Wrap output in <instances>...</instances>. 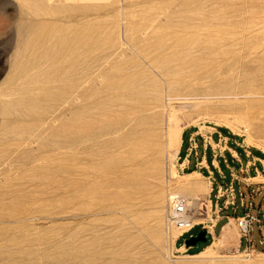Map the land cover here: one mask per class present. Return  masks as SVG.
<instances>
[{"label": "rangeland", "instance_id": "rangeland-1", "mask_svg": "<svg viewBox=\"0 0 264 264\" xmlns=\"http://www.w3.org/2000/svg\"><path fill=\"white\" fill-rule=\"evenodd\" d=\"M38 2L0 0V264H264V220L253 228L256 250L246 248L236 227L242 213L237 190L225 244L215 241L218 228L207 243L186 248L184 241L202 229L197 226L171 250L166 223L173 191H183L178 196L187 199L191 216L206 226L215 220L216 198L220 208L223 199H234L228 180L211 167L212 148L196 136L198 130L216 128L231 140L229 147L237 143L264 159V0ZM78 47L76 58L71 52ZM60 55L79 63V70L68 71L85 75L82 86L50 80L67 68L51 66ZM225 80L238 85L236 100L200 98L190 101L199 102L193 108L169 101L173 86L184 93ZM95 103L112 120L128 111L127 122L96 131L88 143L80 134L64 138V124ZM171 107L186 126L184 146L173 161L176 178L170 176L174 148L167 146ZM214 122L240 132L247 128L252 144ZM195 137L198 155L208 147V169L194 166ZM215 140L220 153L226 141ZM194 171L201 175L199 184L213 189L208 198L204 191L190 195L179 183ZM241 192L247 207L255 198V215L262 219L264 192ZM214 241L211 257L192 259Z\"/></svg>", "mask_w": 264, "mask_h": 264}, {"label": "bare ground", "instance_id": "bare-ground-1", "mask_svg": "<svg viewBox=\"0 0 264 264\" xmlns=\"http://www.w3.org/2000/svg\"><path fill=\"white\" fill-rule=\"evenodd\" d=\"M27 1V3L29 2V4L31 5V6H34V4H36L37 5V2H38V0H26ZM48 1H52V0H48ZM85 1V0H84ZM91 1H108V0H91ZM80 2V1H79ZM82 2V1H81ZM39 3V2H38ZM29 7V6H28ZM41 7V6H40ZM48 12V11H47ZM43 13V12H42ZM45 15H46V12H45ZM222 19H224V18H222ZM224 26V25H223ZM35 27V26H34ZM25 31V30H24ZM70 37V36H69ZM26 38V37H25ZM65 38V37H64ZM63 40V39H62ZM65 41H67L68 39H64ZM74 40V39H73ZM65 41H64V43H65ZM71 42H75V44L78 42V41H72V40H70L69 41V43H71ZM25 43V42H24ZM63 43V44H64ZM196 43V42H195ZM195 43H193V44H195ZM192 44V45H193ZM65 45H67V42H66V44ZM77 46H78V44H76ZM189 45V44H188ZM191 45V46H192ZM68 46V45H67ZM33 47V46H32ZM36 47V46H35ZM183 47V46H182ZM180 48V47H179ZM195 48H196V46H194V47H191L190 49L192 50V51H194L195 50ZM19 49V48H18ZM33 50V49H32ZM62 50V49H61ZM64 51H65V49H63ZM62 50V51H63ZM72 50V49H71ZM79 50H80V48L78 47V48H76L75 50H72V52H71V55H76L75 57L76 58H79L80 57V53H79ZM189 50V49H188ZM68 51V50H67ZM202 51H204V49L202 50ZM69 52L70 51H68V53H66V55L68 54L69 55ZM58 54H59V52H57ZM56 53V54H57ZM190 53V52H189ZM55 54V56H57ZM187 54V53H186ZM18 56L19 57H22V54L20 53V52H18ZM25 56V55H24ZM30 56H32L31 54H30ZM45 56H47V55H45ZM54 56V57H55ZM62 55H60L59 56V58H57V62L58 63H55V61H54V63L51 65V66H57L56 68L58 69V65H63V66H65V64H67V68L66 67H64L65 69V72L62 74V76H60L59 78L57 77V78H55L54 79V77H53V79H51L50 78V80L52 81V80H54L55 82L56 81H59V80H61L62 82L64 81L65 83H69L70 81H75L76 82V84L75 85H77V83L79 84V86L78 87H80V83H81V80L84 78V74H78L79 76H74L73 75V73L71 72V71H68V69H72V71H74V72H76L77 70H79L78 69V66H79V63H72L71 61H69L70 60V58H68V57H70V56H66L65 57V55H63L64 56V59H62V57H61ZM38 57V56H37ZM61 57V58H60ZM47 58V57H46ZM50 58H52L51 56H50ZM69 59V60H67L66 61V59ZM18 59V58H17ZM21 59V58H20ZM55 59V58H54ZM58 59H62L60 62L58 61ZM22 60V59H21ZM20 60V61H21ZM47 60V59H46ZM56 60V59H55ZM18 61H19V59H18ZM53 61V60H52ZM199 61V60H198ZM201 61V60H200ZM199 61V62H200ZM31 62V61H30ZM183 62V61H182ZM188 62H190V61H188ZM49 63H51V61H49ZM194 63V62H193ZM184 64V63H183ZM185 64H186V62H185ZM195 64H197V63H195ZM179 65V64H178ZM198 65V64H197ZM42 66V65H41ZM47 66V65H46ZM45 66V67H46ZM63 66H61V67H63ZM187 66V65H186ZM60 66H59V69L61 68ZM198 67V66H197ZM182 68V67H181ZM189 68H191V67H189ZM189 68H188V70H189ZM192 68H193V65H192ZM195 68H196V66H195ZM55 69V68H54ZM58 69V70H59ZM73 69H75V70H73ZM183 69V68H182ZM184 70H186V69H184ZM183 71V70H182ZM182 71H180V72H182ZM187 71V70H186ZM61 72H63V69H62V71ZM76 75H77V73H75ZM58 75H60V74H58ZM262 78V77H261ZM48 80V79H47ZM176 81V80H175ZM177 81H179V80H177ZM181 81V80H180ZM234 81V80H233ZM232 80H225V81H221V82H219V84H217L216 86H211L210 88H207V89H204V90H201V89H192L193 87H194V85H193V87L191 88V89H189L188 87V89L189 90H187V91H185L184 93H181V92H178V89L179 88H176L175 86H173V88L171 87V89L172 90H170V89H168V98H169V101H176V102H179V104H182V105H189V107L190 108H193V107H199V102L197 103V104H194V103H191L190 101L191 100H197V99H200V98H203V99H205V101L206 100H208V99H211V98H219V97H225V98H234L235 100H236V98H238V97H240L241 96V93L239 92V87H238V85L237 84H235L234 82H233ZM55 82H52L53 84L55 83ZM193 82V81H192ZM50 83V82H49ZM51 83V84H52ZM71 83V82H70ZM176 83V82H175ZM183 83H184V81H183ZM194 83V82H193ZM207 83V82H206ZM218 83V82H217ZM42 84V83H41ZM64 84V83H63ZM176 84H178L179 85V83H176ZM182 83H180V85H181ZM216 84V83H215ZM73 85V84H72ZM179 85V86H180ZM196 85V84H195ZM66 86V85H65ZM82 86V85H81ZM182 86V85H181ZM198 87V86H197ZM204 87V86H203ZM51 88V87H50ZM57 90V89H56ZM186 90V89H185ZM66 92V91H65ZM68 94V93H67ZM96 95H98V94H96ZM95 95V96H96ZM252 95H254V94H252ZM65 96V95H64ZM97 97V96H96ZM31 99V98H30ZM228 100V99H227ZM36 101V100H35ZM193 102V101H192ZM226 102V101H225ZM11 103H12V101H11ZM223 103V102H222ZM229 104V103H228ZM12 105V104H11ZM10 105V106H11ZM28 105V104H27ZM7 106V105H6ZM214 107V106H213ZM12 108V107H11ZM136 108V107H135ZM171 110L169 111V113L167 114V120H166V124H167V134H168V140H167V146L168 147H173L174 148V150H173V152H172V158H171V168H170V176H171V178H176V176H175V171H174V165H173V161L177 158V155H178V153H179V148H180V144H181V135H182V133H183V131H184V129L186 128V126L185 125H180L179 123H178V120H177V118H176V115H177V110H175V108L174 107H171L170 108ZM202 109V108H201ZM37 110H39V109H37ZM41 110V109H40ZM216 110V109H215ZM27 111V110H26ZM32 112V111H31ZM48 113V112H47ZM128 115H129V112L128 111H125L123 114H121V115H119V116H117V117H115L113 120L108 116V114H107V111H103L102 109H99V104L98 103H95L94 104V106L93 107H90V108H85V111H83V112H79L78 114H76L75 115V117L74 118H72V120L71 121H68V122H66V124H64V127L62 128V129H64V138H68V139H72L73 137H75V135H81L82 136V141L81 142H87L88 143V141L90 142L91 140H93L94 138H97L98 137V134L97 135H95L96 133V131H99V130H101V129H103V128H106V127H112V128H114L115 129V127L117 128V127H122L121 125H123L125 122H127V117H128ZM204 120V119H203ZM211 121V120H210ZM161 123V122H160ZM216 125H225V126H227L228 128H230L232 131H234V132H236V133H238V134H243L245 137H246V139H245V143L246 144H248V145H250V144H252V142H251V136H250V133H249V131H248V129L247 128H244V130L243 131H238V130H236L235 128H233L231 125H229V124H227V123H225V122H214ZM158 124V123H157ZM127 125V124H126ZM159 125V124H158ZM202 127V126H201ZM126 129V128H125ZM120 130V129H119ZM149 130V129H148ZM141 131V130H140ZM62 133V132H61ZM105 133V132H104ZM119 133H121V132H119ZM123 133V132H122ZM63 134V133H62ZM61 134V135H62ZM111 134V133H110ZM110 134H108V135H110ZM116 134V133H115ZM166 134V135H167ZM101 135H104V134H101ZM114 135V134H113ZM122 136H123V134H121ZM150 135V134H149ZM71 136H73V137H71ZM129 135H128V133L126 134V137H128ZM102 138V137H101ZM109 138V137H108ZM100 139V138H99ZM95 140V139H94ZM97 140V139H96ZM99 142V141H98ZM98 142L97 143H95V144H98ZM107 142V141H106ZM112 143V142H111ZM147 143V142H146ZM84 144V143H83ZM101 144V143H100ZM104 144H105V142H104ZM86 145V144H85ZM90 145H91V143H90ZM106 145V144H105ZM120 145V144H119ZM88 146V145H87ZM102 146V145H101ZM116 146V145H115ZM82 147V146H81ZM91 147V146H90ZM90 147H89V149H90ZM257 147H258V145H257ZM70 148V147H69ZM94 148H95V146H94ZM261 148V150H263L264 151V147H260ZM87 149V148H86ZM120 149V148H119ZM88 150V149H87ZM97 150H98V148H97ZM97 150H95V153H96V151ZM90 152V151H89ZM93 152V151H92ZM118 152V151H117ZM86 153V152H85ZM88 153V152H87ZM94 153V152H93ZM92 153V154H93ZM94 153V154H95ZM98 153V152H97ZM98 154H101V152H99ZM103 154V153H102ZM87 155V154H86ZM89 155V154H88ZM87 155V156H88ZM91 155V154H90ZM110 155V154H109ZM98 156H100V155H98ZM96 157H97V155H96ZM131 157V156H130ZM103 164V163H102ZM101 164V165H102ZM106 164V163H105ZM106 166H107V164H106ZM95 167V166H94ZM138 167V166H137ZM98 168V167H97ZM103 169V167H101L100 165H99V168H98V170H100V169ZM108 169V168H107ZM110 169V168H109ZM92 170H93V168H92ZM96 170V169H95ZM98 170H96L97 171V173H98ZM138 170V169H137ZM139 170H141V168L139 169ZM94 171V170H93ZM131 171H133V170H131ZM136 171V170H135ZM95 172V171H94ZM101 172V171H100ZM134 172V171H133ZM141 172V171H140ZM127 176V175H126ZM128 177V176H127ZM132 177V176H131ZM201 176L198 174V173H190V174H187V175H185V176H183V178L184 179H182V182H179V183H181V185L183 186V188H184V190H185V192L187 191V193H189L190 195H193V194H195V193H199V192H203L204 191V193H205V196L208 198V195H209V193H210V191H211V188H210V186H204V185H201V184H199L198 183V178H200ZM127 179V178H126ZM125 179V180H126ZM133 179V178H132ZM131 179V180H132ZM124 180V179H123ZM125 180L123 181V182H125ZM130 180V179H129ZM135 180V179H134ZM136 182V181H135ZM128 183V182H127ZM131 183V182H130ZM125 184H126V182H125ZM91 186H93V185H91ZM129 186V185H128ZM182 192L183 191H181V190H176V191H173V194H175V195H181L182 194ZM207 203V205H208V211H209V206H210V204H209V200L206 202ZM189 205L190 204H188L187 203V207H189ZM192 220H193V223L194 224H199V220H198V218L196 219V218H192ZM202 224V223H201ZM237 227V226H236ZM169 231H170V249L171 250H174L175 248H174V243H175V241H176V239H177V236H178V234H179V232L174 228V227H169ZM239 232V231H238ZM217 245H218V243H216V242H213L212 244H211V246H209V247H207L204 251H202V252H200L199 254H197V255H195V256H192V259H199V258H203V257H206V256H210L211 257V255H213V253H214V250L217 248ZM177 250H179V249H177ZM180 251L181 252H183V251H185V249L184 248H181L180 249ZM263 256H264V254H262ZM213 257V256H212ZM222 257V256H221ZM220 257V258H221ZM224 257V256H223ZM242 256L240 255L239 257H227L228 258V260H230V259H239V258H241ZM226 258V259H227ZM240 260V259H239Z\"/></svg>", "mask_w": 264, "mask_h": 264}, {"label": "crops", "instance_id": "crops-1", "mask_svg": "<svg viewBox=\"0 0 264 264\" xmlns=\"http://www.w3.org/2000/svg\"><path fill=\"white\" fill-rule=\"evenodd\" d=\"M195 134L196 136H200V138L205 137L206 140L209 142L210 147L212 148L211 149L212 153L210 152L212 157L210 158L211 167L217 169L216 173H218L221 178L228 180L229 185H232L234 189L233 201H228V200L224 201L223 199L222 208L219 207V199L216 198V202H215L216 216H215V220L212 221L213 222L212 226L209 225L206 226L205 223L199 222V223H203L200 227L207 231V241L210 238V236L213 237L216 236V231L219 228L218 231L219 238L216 239L215 241H218V243L222 245L227 243L226 239L230 238V236L232 235L231 222L235 221L236 217H239L238 215L234 218L237 210L236 190L238 191V196L240 198L239 206L242 208V213L240 216H242L246 212H250L254 215L257 214L255 213L256 210L258 211V213L260 212V208H256L255 206V200H254L255 198H253L252 201L250 199V202L247 207L244 201L245 195L244 196L242 195L241 189L245 188L247 189V191L252 190L253 192H257V193L259 192V194L264 192V159H260L256 155H254L257 154V152L252 151L248 147L239 145L237 143L233 147H229L228 141L231 140L223 136V134L219 132L216 128L212 129V132H205L204 134L200 130H198ZM215 137H217L218 141H222V139L226 141L225 148H222V150L219 151L220 153L217 152L218 145H215L216 143ZM180 146L181 147L184 146L182 135H181ZM213 146H215V148H213ZM198 150L199 147L196 144V137H195V150H193V153L195 155L194 166L199 169L203 167H206L208 169L209 168L208 157H207L208 147L202 148L201 154L199 155L197 153ZM189 157L185 160L184 163L186 164L185 165L186 167H189L191 163ZM191 173H198V172L194 171ZM209 173L210 176L208 177L214 179L213 177L214 174L212 172ZM198 174L200 175V173ZM231 203H233V205ZM209 204H210L209 208L212 209L213 203L211 199L209 201ZM258 228H261V226H259ZM263 239L264 237L261 236L260 244ZM241 244H242V240L240 239L237 242V247L240 248ZM253 248L256 250L255 244L253 245Z\"/></svg>", "mask_w": 264, "mask_h": 264}, {"label": "built area", "instance_id": "built-area-1", "mask_svg": "<svg viewBox=\"0 0 264 264\" xmlns=\"http://www.w3.org/2000/svg\"><path fill=\"white\" fill-rule=\"evenodd\" d=\"M231 189V197H234V189L232 185ZM233 195V196H232ZM241 196V195H240ZM187 199L181 196H172L169 197L166 203V223L168 227H174L178 232L177 239L175 244H177L178 240L183 237L185 234L190 233L195 227L201 226L202 224H194L193 216H191V211L189 207H187ZM233 205V203H231ZM260 219L257 215H254L250 212L244 213L242 216L236 217V226L239 231L241 239L246 241V248H253L254 242L252 240L253 228L255 225L258 227L262 225L264 220ZM264 243V242H261ZM184 246V245H183Z\"/></svg>", "mask_w": 264, "mask_h": 264}, {"label": "water", "instance_id": "water-1", "mask_svg": "<svg viewBox=\"0 0 264 264\" xmlns=\"http://www.w3.org/2000/svg\"><path fill=\"white\" fill-rule=\"evenodd\" d=\"M207 243V231L205 229H201L195 235L187 238L184 241V246L186 248H194L198 244H205Z\"/></svg>", "mask_w": 264, "mask_h": 264}, {"label": "trees", "instance_id": "trees-1", "mask_svg": "<svg viewBox=\"0 0 264 264\" xmlns=\"http://www.w3.org/2000/svg\"><path fill=\"white\" fill-rule=\"evenodd\" d=\"M262 252H264V250H261Z\"/></svg>", "mask_w": 264, "mask_h": 264}]
</instances>
